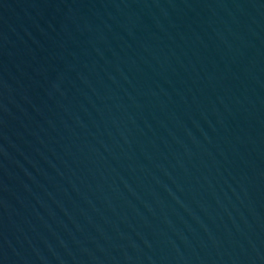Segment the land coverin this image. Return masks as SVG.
Here are the masks:
<instances>
[{"label":"water","instance_id":"95a60500","mask_svg":"<svg viewBox=\"0 0 264 264\" xmlns=\"http://www.w3.org/2000/svg\"><path fill=\"white\" fill-rule=\"evenodd\" d=\"M0 264H264V0H0Z\"/></svg>","mask_w":264,"mask_h":264}]
</instances>
